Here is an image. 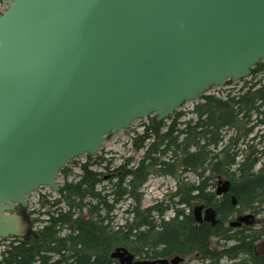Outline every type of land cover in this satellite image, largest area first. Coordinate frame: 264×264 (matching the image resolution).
Returning a JSON list of instances; mask_svg holds the SVG:
<instances>
[{
  "label": "water",
  "instance_id": "water-1",
  "mask_svg": "<svg viewBox=\"0 0 264 264\" xmlns=\"http://www.w3.org/2000/svg\"><path fill=\"white\" fill-rule=\"evenodd\" d=\"M264 60V0H7L0 13V239L25 238L22 213L59 171L108 134L173 115ZM220 182L216 195L228 192ZM235 204V197L232 196ZM19 206L20 211L16 209ZM196 221L217 223L196 205ZM244 214L231 226L249 223ZM255 250L264 255V239ZM120 264H178L179 255Z\"/></svg>",
  "mask_w": 264,
  "mask_h": 264
},
{
  "label": "trees",
  "instance_id": "trees-1",
  "mask_svg": "<svg viewBox=\"0 0 264 264\" xmlns=\"http://www.w3.org/2000/svg\"><path fill=\"white\" fill-rule=\"evenodd\" d=\"M252 71L264 72V60ZM232 83L227 80L225 85ZM259 83L230 89L223 96L203 95L188 111L195 118L180 121L185 113L179 110L161 121L148 116L142 131L131 138L133 152H142L134 164V157L128 156L109 170L111 159L88 154L82 163L68 162L59 171L63 183L58 197L40 200L43 226L25 238L10 237L0 249V264H113L110 253L119 246L142 259L191 255L200 264H220L223 259L229 264H264V255L255 250L264 237V146L256 147L264 145V83ZM256 126L263 128L260 135L248 139ZM225 129L234 133L223 144ZM245 139L244 148H238ZM73 164L80 172L68 181ZM101 165L106 172L92 169ZM188 171L198 175L197 183L182 178ZM152 173L172 176L176 188L166 200L143 208L140 189ZM214 175L229 180L227 193L217 196L212 190L208 180ZM126 198L130 204L125 212L131 217L113 226L110 213ZM194 204L215 208L217 223L195 222ZM168 210L173 216L164 219ZM244 213L252 222L260 218L251 226H224Z\"/></svg>",
  "mask_w": 264,
  "mask_h": 264
},
{
  "label": "rangeland",
  "instance_id": "rangeland-1",
  "mask_svg": "<svg viewBox=\"0 0 264 264\" xmlns=\"http://www.w3.org/2000/svg\"><path fill=\"white\" fill-rule=\"evenodd\" d=\"M7 7V0H2L0 3V11H4ZM263 79L264 78V73L262 71L258 72L256 74V76L254 75L253 78L251 77H247L242 79L241 81H237L238 83L235 84L236 82H233L230 85H224V86H217V87H209L206 91V94L209 93H214L215 95L218 96H223L225 95L226 92H228L230 89H234L237 90L239 89L241 86H243V82L244 81H249V79H252L251 81L254 83L255 79ZM199 100L196 101H188L185 102L178 110L184 112L185 114L182 116V118L180 119V121H184L186 119L189 118H195L194 115L190 114L188 111L192 108V106ZM264 109V107L262 108ZM146 121L145 118L140 119V120H136L134 121L130 127L127 130H121L115 134H108L107 138L105 141H103V143L101 144V146L98 149V153L96 155H100L102 158L107 159L112 161V164L109 167V170H112L114 167L118 166L119 164L122 163L123 158L128 157V156H133L134 160L131 162V164L136 163V161L138 160V158L140 157V155L142 154L141 151L139 152H133V148L131 146V138L135 136V133H139L142 131V122ZM262 127H255L253 129V134H256L257 136L260 135L261 131L263 130ZM225 135V140L223 141V144H225L226 139L230 136L233 135V131L229 130V129H225L222 132ZM252 134H250L248 136H251ZM244 142H247V139H245L243 142H240L238 144V148H244ZM257 142V138L253 141V143ZM223 144H219V146L217 147L216 150L221 149V147L223 146ZM263 144H259L257 143L256 147L261 148L263 147ZM95 156V155H94ZM86 159V155H81L78 156L75 160L78 161L79 163L84 162ZM105 164V162H104ZM72 169V173L68 176V181L71 180H76L78 178V174L80 172L78 165L77 164H73L71 166ZM92 169H96L98 171H102V172H106V170L103 168V165L101 166H92ZM182 178L186 177L187 180L191 183H197L199 178L196 177L195 174L192 173H185V174H181ZM206 175V174H205ZM221 177L219 175H214V183L216 185L217 184V180L218 178ZM57 182L59 185H61L63 183V178L61 176H58ZM223 182V181H221ZM106 182L103 181L100 185L97 186V189H101L102 185H104ZM215 184L212 190H216V188L218 186H216ZM220 184V183H219ZM176 188V182L175 179L170 176V175H163V174H157V173H152L149 175L148 179L146 180V182L142 185L141 187V191H142V198H141V206L144 207H149L151 205H153L154 203H156L157 201L163 200L168 197V195L173 192ZM42 196L48 201H52L54 198H57L58 195L55 192H52L51 190H49L47 187L42 186L40 187L38 190L34 191L31 196L28 198V205L25 209H23L22 213L26 216V218L30 221L31 223V230L32 232L39 228H41L43 226V222L42 220H44L46 218L45 215L42 214V212L44 211V208L40 207V200L42 199ZM130 204V201L126 198L125 200L121 201L120 203L115 205V208L113 209V211L110 213L111 217H112V222L111 224L113 226L122 224L124 222V220H126V218L131 217V214L125 212L128 209V205ZM199 205V204H194V206ZM247 214V213H244ZM241 214V215H244ZM173 216V211L172 210H168L166 211L165 215H164V219H169L170 217ZM240 216L238 214H236L234 217H232L229 220H237V217ZM38 219L36 221H33V219ZM260 218V215L255 216V220L254 222H252V218H249V224L248 223H244L242 222L240 224L239 227H242L243 225H250L252 222V225H254L256 223V221ZM229 220L225 221L224 224L227 225ZM41 221V222H40ZM251 226V225H250ZM66 233L65 230L62 231V234ZM11 238H6V240H0V249L3 247V245H6L9 243ZM261 239H264V237H262ZM260 239V240H261ZM231 242H227L226 245H231ZM114 250V249H113ZM112 250V251H113ZM111 251V252H112ZM56 257V256H54ZM172 257V256H171ZM169 257V259L171 258ZM191 255H186L185 259H186V264H200V261L197 260L196 258L192 259ZM136 259H142L138 256L135 257ZM230 261L223 259L220 261V264H229Z\"/></svg>",
  "mask_w": 264,
  "mask_h": 264
},
{
  "label": "flooded vegetation",
  "instance_id": "flooded-vegetation-1",
  "mask_svg": "<svg viewBox=\"0 0 264 264\" xmlns=\"http://www.w3.org/2000/svg\"><path fill=\"white\" fill-rule=\"evenodd\" d=\"M258 72H260V71L254 72V71L251 70V73H250L249 77L253 78V76H254V75L256 76V74H257ZM263 73H264V72H263ZM251 80H252V79H249V81H244V82H243V85L245 86V88H247L251 83H253ZM259 81H261V84H263V83H264V78H263L262 80H261V79L259 80V79H257V78L254 80L255 83H259ZM259 84H260V83H259ZM256 85H258V84H256ZM263 107H264V106H263ZM263 107H262V108H263ZM263 110H264V109H263ZM256 127H257V126H256ZM251 134L254 135V134H253V131L251 132ZM252 135H251V136H252ZM255 135H256V134H255ZM242 142H243V141H242ZM244 144H245V142H244ZM185 173H192V174H194L193 172H190V171L185 172ZM185 173H184V174H185ZM195 175H196V177L198 178V175H197V174H195ZM183 179H184L185 181L187 180L186 177H183ZM225 180H228V179H226L225 177H219L218 180H217V184H218V185H216V184L214 183V181H215L214 179H209V180H208V183H210L209 185H211V184H215L216 186H219V185H220L219 183H220L221 181H225ZM187 181H188V180H187ZM228 181H229V180H228ZM226 193H227V192H226ZM193 217H194V216H193ZM194 220H195V218H194ZM195 222H197V223H204V222L208 223L207 221L203 220V218H202L199 222L196 221V220H195ZM248 224H249V223H248ZM224 226H230V227H231L230 223H228L227 225L224 224ZM239 226H240V225H239ZM239 226H232V227H237V228H238ZM179 256H180V255H179ZM181 257H182L183 260H181L178 264H186L187 261H186V259H185V256H184V257L181 256ZM135 259H136V258H135ZM139 260H143V259H139ZM113 264H120V263H119V261H118L117 259H114Z\"/></svg>",
  "mask_w": 264,
  "mask_h": 264
},
{
  "label": "bare ground",
  "instance_id": "bare-ground-1",
  "mask_svg": "<svg viewBox=\"0 0 264 264\" xmlns=\"http://www.w3.org/2000/svg\"><path fill=\"white\" fill-rule=\"evenodd\" d=\"M217 196H219V195H217ZM250 215V214H249ZM120 247V246H119ZM159 258V257H158ZM164 258V257H163ZM111 259H113L114 260V258H111ZM155 259V258H154ZM169 259V258H168ZM183 260V259H182Z\"/></svg>",
  "mask_w": 264,
  "mask_h": 264
}]
</instances>
